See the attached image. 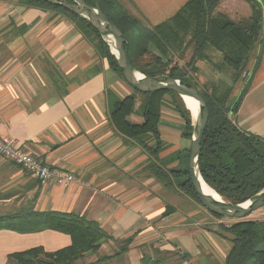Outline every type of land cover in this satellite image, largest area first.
Masks as SVG:
<instances>
[{"label": "crops", "instance_id": "0c3cea01", "mask_svg": "<svg viewBox=\"0 0 264 264\" xmlns=\"http://www.w3.org/2000/svg\"><path fill=\"white\" fill-rule=\"evenodd\" d=\"M187 1L124 0L122 4L151 27L174 16ZM259 1L264 7V0ZM225 3L239 8L241 16L250 15L246 0ZM259 55L236 121L264 137V17L251 71ZM133 92L70 16L0 0V134L15 138L51 167L75 176L68 188L43 184L0 155V219L56 210L97 222L112 238L81 264L100 258L105 259L103 264H142L147 257L163 259L164 264H224L230 242L216 233L217 219L210 220L189 195L167 188L154 176L147 150L112 126V97ZM139 106L140 101L130 117L136 122L143 120ZM165 108L161 159L185 146L178 142L184 138V121ZM148 141L154 143L152 137ZM177 164L178 160L171 166ZM169 206L174 212L165 216ZM126 238L132 240L123 249ZM71 242L70 235L52 229L25 233L1 229L0 264H14L9 255L15 252L38 246L53 252Z\"/></svg>", "mask_w": 264, "mask_h": 264}, {"label": "trees", "instance_id": "16d2710c", "mask_svg": "<svg viewBox=\"0 0 264 264\" xmlns=\"http://www.w3.org/2000/svg\"><path fill=\"white\" fill-rule=\"evenodd\" d=\"M72 2V0H69ZM94 5L93 0H85ZM103 12L121 29L128 40V56L134 67L147 76L167 75L190 82L206 97L210 116L201 143L199 167L205 181L226 201L242 203L264 190V137L241 128L236 114L252 82V72L260 63V55L249 68L253 53L263 32L264 7L259 0H246L252 9L249 16L231 18L219 8L224 0H188L171 18L147 26L132 14L120 0H98ZM28 6L58 10L74 19L79 29L91 37L101 55L122 77L116 57L100 33L85 19L68 9L42 0H19ZM208 49L219 52L221 63L214 66L223 72L232 70L231 83L224 80L207 82L203 88L197 81V61L209 59ZM184 66L177 57L184 58ZM242 82L239 94L232 96L234 86ZM112 96V95H111ZM140 101L142 122L131 120ZM169 106L184 121L182 136L192 139L194 124L182 97L171 90L152 93L134 92L123 98L112 97L110 120L122 136L138 142L150 155L151 168L167 188L182 191L199 201L187 173L189 149L160 158L164 141L160 123ZM154 140L150 144L148 139ZM181 153V155H180ZM178 160L177 165L171 166ZM200 202V201H199ZM174 212L169 206L165 216ZM212 213V212H211ZM216 218L224 217L212 213ZM0 219V230L36 232L52 229L71 236V244L53 252L42 246L9 255L14 264H77L85 255L97 252L103 242L112 238L101 226L76 212L56 210L29 212ZM234 219V218H231ZM216 233L230 242L224 264H264V219H234L220 222ZM131 238L123 240L127 248ZM100 258L88 264H103ZM142 264H164L163 259L147 257Z\"/></svg>", "mask_w": 264, "mask_h": 264}, {"label": "water", "instance_id": "95a60500", "mask_svg": "<svg viewBox=\"0 0 264 264\" xmlns=\"http://www.w3.org/2000/svg\"><path fill=\"white\" fill-rule=\"evenodd\" d=\"M42 1L68 9L97 29L103 40L108 44L111 53L116 57L125 81L135 90L147 93L171 90L180 95L185 104L187 103L185 97L197 101L198 110L193 123L194 131L187 158V173L200 203L207 210L222 217L242 219L264 207V190L245 202L231 203L209 186L203 178L199 167V157L202 139L209 121L210 109L206 97L198 88L182 79L172 78L167 75L147 76L137 70L129 59L127 51L128 40L125 34L103 12L98 0H93L95 2L94 5L87 3L85 0H72V2L69 0ZM187 108L191 112V109ZM204 185L209 187L214 194L206 193Z\"/></svg>", "mask_w": 264, "mask_h": 264}, {"label": "rangeland", "instance_id": "374dc122", "mask_svg": "<svg viewBox=\"0 0 264 264\" xmlns=\"http://www.w3.org/2000/svg\"><path fill=\"white\" fill-rule=\"evenodd\" d=\"M12 1L19 2V0H12ZM121 2L124 5L126 4V2H124V0H121ZM229 5H230V7H229ZM231 6H233V5L225 3V4H222V6H220L219 10L220 11H223L226 14H228L231 18L232 17H234V19L240 18L241 17V14H242V12L240 11V9L239 8H234L233 9ZM250 7H248V11L251 14L252 9ZM132 13L138 17V14L134 13L133 11H132ZM191 54H192V51L191 50H188L185 53L184 58L181 59L180 57H177L176 58V61H178L179 65L184 66L185 63L190 59ZM207 54L210 57L209 59H202V60H198L197 61V65H198V67L200 69V71H198V75H197V81L199 83V86L201 88H203V86H204L205 83H207L209 81L210 82H212V81L214 82V81H219V80H224V81H226V83H229L230 84L232 82L231 81L232 70L227 69V68H224V71L223 72H220L214 66V63H217V64L221 63V61H222L221 54L219 52L213 50V49H208L207 50ZM250 66H251V63L249 64V68H250ZM242 85H243L242 82H238L237 84H235L234 90H233V93H232V96L234 98H236V96L239 94V92H240V90L242 88ZM166 107H167V109L165 108V111H169L168 108H170V107L169 106H166ZM166 115H168V114H166ZM192 121L194 123L193 117H192ZM182 124H183V122L181 121L180 125L179 124H177V125L181 126ZM178 142L180 144H182V145L183 144L185 145L184 146V149H189L190 148V145H191V141L190 140H185L184 138L179 137V141ZM180 155H181V153H180ZM191 199H192V201L194 203V206L200 208L201 211H203V213L205 215H207V217L210 220L211 219H217L216 220L217 221L216 222V226L220 222H224V223H227L228 224V223H231L234 220V219L227 218V217H224L223 219H218L209 210H207L198 200H196L194 198H191ZM247 218H249V219H264V207L261 208V209H259V210H257L256 212L252 213ZM85 256L82 259H80L77 262V264H81L82 262H86L88 259L85 258Z\"/></svg>", "mask_w": 264, "mask_h": 264}, {"label": "built area", "instance_id": "2783aa9c", "mask_svg": "<svg viewBox=\"0 0 264 264\" xmlns=\"http://www.w3.org/2000/svg\"><path fill=\"white\" fill-rule=\"evenodd\" d=\"M0 155L19 165L43 184L54 183L68 188L75 182V176L71 172L51 167L38 156L22 148L11 136L0 134Z\"/></svg>", "mask_w": 264, "mask_h": 264}, {"label": "bare ground", "instance_id": "6f19581e", "mask_svg": "<svg viewBox=\"0 0 264 264\" xmlns=\"http://www.w3.org/2000/svg\"><path fill=\"white\" fill-rule=\"evenodd\" d=\"M185 100L187 101L186 106L191 109V113H192L193 119H195L196 118V114H197V110H198L197 101H195L194 99L189 98V97H185ZM204 191L206 193H209V194H214V192L209 187H207L206 185H204Z\"/></svg>", "mask_w": 264, "mask_h": 264}]
</instances>
